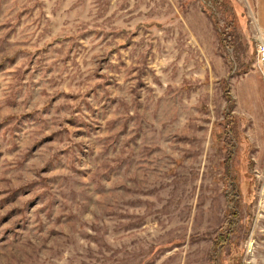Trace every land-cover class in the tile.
I'll use <instances>...</instances> for the list:
<instances>
[{
	"label": "rangeland",
	"instance_id": "1",
	"mask_svg": "<svg viewBox=\"0 0 264 264\" xmlns=\"http://www.w3.org/2000/svg\"><path fill=\"white\" fill-rule=\"evenodd\" d=\"M256 12L0 0V264H264Z\"/></svg>",
	"mask_w": 264,
	"mask_h": 264
},
{
	"label": "built area",
	"instance_id": "2",
	"mask_svg": "<svg viewBox=\"0 0 264 264\" xmlns=\"http://www.w3.org/2000/svg\"><path fill=\"white\" fill-rule=\"evenodd\" d=\"M254 56L255 64L260 77L264 105V36H257L254 43Z\"/></svg>",
	"mask_w": 264,
	"mask_h": 264
},
{
	"label": "crops",
	"instance_id": "3",
	"mask_svg": "<svg viewBox=\"0 0 264 264\" xmlns=\"http://www.w3.org/2000/svg\"><path fill=\"white\" fill-rule=\"evenodd\" d=\"M256 14L258 17L257 25H259V29L261 30V32L264 33V0H259V12H256ZM255 86L256 88L260 87V90L262 92L259 73H258V78L256 79Z\"/></svg>",
	"mask_w": 264,
	"mask_h": 264
},
{
	"label": "trees",
	"instance_id": "4",
	"mask_svg": "<svg viewBox=\"0 0 264 264\" xmlns=\"http://www.w3.org/2000/svg\"><path fill=\"white\" fill-rule=\"evenodd\" d=\"M221 241L225 242V237L224 236L221 237Z\"/></svg>",
	"mask_w": 264,
	"mask_h": 264
}]
</instances>
